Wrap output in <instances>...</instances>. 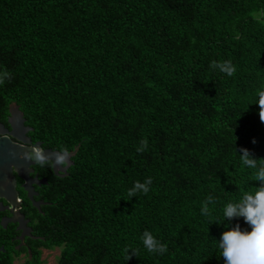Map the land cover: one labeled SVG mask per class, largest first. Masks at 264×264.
Here are the masks:
<instances>
[{"label": "trees", "instance_id": "16d2710c", "mask_svg": "<svg viewBox=\"0 0 264 264\" xmlns=\"http://www.w3.org/2000/svg\"><path fill=\"white\" fill-rule=\"evenodd\" d=\"M225 60L230 77L211 67ZM0 71V123L15 104L32 142L74 152L63 176L38 165L39 210L22 191L25 264L56 248V264H223L214 240L248 226L219 224L222 205L258 185L237 156L264 159V0H0ZM145 229L164 254L144 249Z\"/></svg>", "mask_w": 264, "mask_h": 264}, {"label": "clouds", "instance_id": "9594fccd", "mask_svg": "<svg viewBox=\"0 0 264 264\" xmlns=\"http://www.w3.org/2000/svg\"><path fill=\"white\" fill-rule=\"evenodd\" d=\"M211 67L231 76L235 68L230 61H213ZM7 71H0V84L8 78ZM254 103L258 106V116L264 123V87L256 89ZM146 141H141L137 147V152L144 151ZM235 153V152H234ZM66 151L61 148L60 154L56 155L55 163L63 165L65 162ZM236 155V154H235ZM246 169L253 170L252 174L258 185L254 191H243V194L236 201H229L222 205V219L231 221L233 218H242L248 226V230L241 229L239 224L226 227L221 232L219 239L215 241V248L218 257L223 258V264H264V159L253 158L249 150L241 148L240 155L237 156ZM32 159L43 162V156L39 150L34 151ZM152 184V178L146 177L143 182L134 181L132 187L128 189V196L135 197L136 193L147 194ZM218 198L208 195L201 202L200 215L207 217L210 214V205L215 206ZM139 240L144 249L149 253L164 254L167 245L157 239L153 233L145 229ZM125 256L128 259L129 253H134L125 249Z\"/></svg>", "mask_w": 264, "mask_h": 264}, {"label": "water", "instance_id": "95a60500", "mask_svg": "<svg viewBox=\"0 0 264 264\" xmlns=\"http://www.w3.org/2000/svg\"><path fill=\"white\" fill-rule=\"evenodd\" d=\"M14 119L17 122L19 132L30 130V128L23 127L24 119L19 112L17 106H15ZM13 124V120H11ZM12 132H7L0 125V198H3L11 206L12 210L19 205L17 199L16 190V178L18 176L22 180V189L26 192L27 197L32 202L33 206L38 208L39 204L33 199L36 195L33 189V184H38L36 179H30L29 173L32 172L30 166L34 164L30 156L34 155L35 150H39L43 156V161H51L54 173L58 165L55 163L56 155L60 154L57 151L44 150L41 148L40 143L31 145L29 138H21L17 136L18 129L15 124ZM15 132V133H14ZM9 135V136H8ZM10 137H15L17 142H14ZM74 154L67 153L66 157H70ZM68 165H66V168Z\"/></svg>", "mask_w": 264, "mask_h": 264}, {"label": "flooded vegetation", "instance_id": "af4514ba", "mask_svg": "<svg viewBox=\"0 0 264 264\" xmlns=\"http://www.w3.org/2000/svg\"><path fill=\"white\" fill-rule=\"evenodd\" d=\"M11 105L16 106L15 104H11ZM11 105H9V107H8V115L6 117L5 123H0V125L7 132H12L13 131L12 125L15 124L16 128L18 129V132L16 135L20 136L23 139L24 138L30 139L29 134H28L30 130H27V131L23 130V132L22 131L19 132L20 128H18L17 122L14 119L15 110L13 111L14 113L11 112ZM11 120H13V124H12ZM23 127L28 128L24 125V123H23ZM10 139L14 142H17V139L15 137H10ZM30 141H31V139H30ZM36 143H40V142H38V141L32 142L31 141V145H34ZM40 146L42 148L41 143H40ZM42 149H44V148H42ZM44 150H49V149H44ZM31 157H32V155L30 156V158ZM70 158H71V156L66 157L64 164L58 165V167L56 168V173H54L51 161L47 160V161H43V162H38V161L31 158V160L34 162V164L30 166V169L32 170V172L29 173V178L30 179H36V181L39 182L38 184H33V189H34V192L36 193V195L33 196L34 200L38 196V193L36 192L35 188L46 183L45 178L39 177L41 175V173H40V169L39 170L37 169V168H39L38 165L49 162L50 166H51V171L53 172V174L58 175V176H63L65 174L66 170L68 169L69 165L71 164ZM66 165H68L67 168H66ZM15 178H16L17 199L19 201V205L16 206L14 208V210H12L11 206L7 203V201L3 198H0V253L5 252L6 249H4V246L7 244V243H5L7 240L11 244L16 243L15 245H13V248L15 251H20V252L17 256L14 257L12 264H14L15 260H17V259L20 260V262L18 264H25V261H26L25 257L26 256H25L24 251H26L27 254L30 256V251L27 248V240L34 239L35 236H33V234H32V228L30 226V218L27 217L23 211L24 210V207H23L24 200H23V196H22V191H24V190L21 187L22 186V180L16 175H15ZM25 196L29 200L26 192H25ZM35 201L40 203L38 208H36L34 206L36 209L39 210L40 206L43 205L44 203L41 200H35ZM31 204H32V202H31ZM32 206H33V204H32Z\"/></svg>", "mask_w": 264, "mask_h": 264}, {"label": "rangeland", "instance_id": "374dc122", "mask_svg": "<svg viewBox=\"0 0 264 264\" xmlns=\"http://www.w3.org/2000/svg\"><path fill=\"white\" fill-rule=\"evenodd\" d=\"M15 106L11 105V112L14 113ZM59 254V249H54L51 251L42 250L41 260L42 264H56V260ZM20 262L19 259L15 260L14 264H18Z\"/></svg>", "mask_w": 264, "mask_h": 264}]
</instances>
